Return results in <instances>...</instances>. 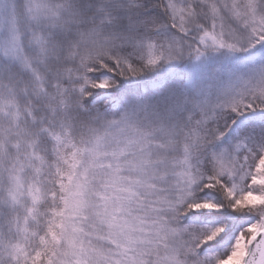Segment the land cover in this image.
Returning <instances> with one entry per match:
<instances>
[{
    "label": "snow or ice",
    "instance_id": "snow-or-ice-1",
    "mask_svg": "<svg viewBox=\"0 0 264 264\" xmlns=\"http://www.w3.org/2000/svg\"><path fill=\"white\" fill-rule=\"evenodd\" d=\"M0 264H264V0H0Z\"/></svg>",
    "mask_w": 264,
    "mask_h": 264
}]
</instances>
